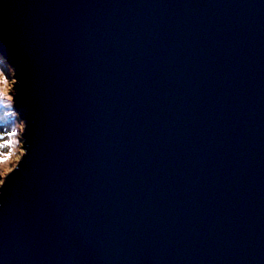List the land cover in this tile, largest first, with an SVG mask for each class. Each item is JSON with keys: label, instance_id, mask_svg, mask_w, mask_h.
<instances>
[{"label": "water", "instance_id": "water-1", "mask_svg": "<svg viewBox=\"0 0 264 264\" xmlns=\"http://www.w3.org/2000/svg\"><path fill=\"white\" fill-rule=\"evenodd\" d=\"M0 52V264H264V0H0Z\"/></svg>", "mask_w": 264, "mask_h": 264}, {"label": "rangeland", "instance_id": "rangeland-1", "mask_svg": "<svg viewBox=\"0 0 264 264\" xmlns=\"http://www.w3.org/2000/svg\"><path fill=\"white\" fill-rule=\"evenodd\" d=\"M14 81V69L0 55V187L24 154V122L14 103Z\"/></svg>", "mask_w": 264, "mask_h": 264}, {"label": "trees", "instance_id": "trees-1", "mask_svg": "<svg viewBox=\"0 0 264 264\" xmlns=\"http://www.w3.org/2000/svg\"><path fill=\"white\" fill-rule=\"evenodd\" d=\"M0 55L6 60V58L0 53ZM7 61V60H6ZM8 62V61H7ZM9 63V62H8Z\"/></svg>", "mask_w": 264, "mask_h": 264}, {"label": "snow or ice", "instance_id": "snow-or-ice-1", "mask_svg": "<svg viewBox=\"0 0 264 264\" xmlns=\"http://www.w3.org/2000/svg\"><path fill=\"white\" fill-rule=\"evenodd\" d=\"M8 143H11L10 141Z\"/></svg>", "mask_w": 264, "mask_h": 264}]
</instances>
